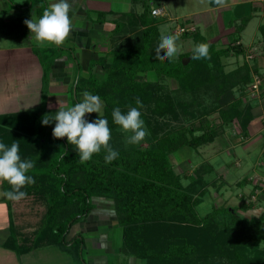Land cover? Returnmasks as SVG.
I'll return each mask as SVG.
<instances>
[{"label": "trees", "instance_id": "trees-1", "mask_svg": "<svg viewBox=\"0 0 264 264\" xmlns=\"http://www.w3.org/2000/svg\"><path fill=\"white\" fill-rule=\"evenodd\" d=\"M133 2L143 4L144 10L139 20L133 23V19L137 18L134 11L122 12L116 15L115 20L117 33L130 31L133 34L105 58L92 63L93 66L96 62L105 65L108 58H112L111 64L105 67L104 77L99 78L91 69L85 82L81 84L82 76L78 75L72 88L75 87L74 105L82 101L85 91L98 95L105 102L103 113L86 114L85 118L91 122L99 115L108 121L111 130L109 143L118 151L117 159L105 163L107 153L102 148L99 153L93 154L91 160L81 163L75 145L69 144L67 137H53L55 121L42 124L46 115L52 120L57 109L43 108L1 116L0 142L9 147L14 141L17 142L21 159L35 162L27 173L34 177L35 183L26 185L22 191L27 195L35 194L41 202L47 201L45 214L32 237L13 220L10 234L3 245L18 255L46 246H60L81 254L85 238L81 233H73L72 229L74 224L89 217L96 207L93 199L100 197L113 201L122 229L120 252L135 256L145 264H185L186 261L194 264L200 256L224 259L225 264H264V248L260 247V241L264 242V212L252 217L240 215L238 211L241 209L256 208L250 202L240 207H216L207 216H200L196 209L199 200L183 186L181 176L171 163L172 153L185 146L198 149L212 142L219 129H206L198 134L197 121H193L190 125L182 124L157 135L149 147L128 149L125 139L119 138L120 126L112 119V111L116 107L122 113H127L130 107H138L137 98L142 101L143 107L152 103L154 82L146 79L144 74L155 71L159 79H176L186 92H194L206 82L213 84L221 80L217 83L221 90L217 96L225 97L226 101L216 108L219 116L223 122L240 119L246 126L244 116L251 107L248 105L249 109H243L242 96L246 95L247 86L252 85L254 72L248 63L237 70L227 71L223 60L224 57L244 54L245 47L232 41L227 47L217 48L199 36V43L209 45L210 59L193 60L191 50L177 60H157L154 50L161 34L157 24L148 17L152 15L153 0ZM127 19L132 23H128L129 26L124 24ZM145 24L147 26L141 29ZM262 32L264 37V29ZM59 49L61 51L59 46L47 49L53 53V57L47 59L42 58L41 50L36 48L45 65L46 83L52 63L60 54H56ZM161 55H164L163 50ZM187 57L190 60L185 64L183 59ZM243 70L241 75L239 72ZM255 74L263 77L259 71ZM236 75L240 76V81L236 86L230 84L232 89H228ZM234 88L240 91V95L235 94ZM175 106L174 98L168 97L158 104L156 112L159 116H165ZM2 187L4 191L10 190L6 181L2 182ZM218 215L230 216V227L226 231L216 224ZM190 226L204 229V237L187 235ZM252 230L256 233L254 240L247 233ZM224 232L231 235L225 238ZM83 262L89 264L85 259Z\"/></svg>", "mask_w": 264, "mask_h": 264}, {"label": "crops", "instance_id": "crops-1", "mask_svg": "<svg viewBox=\"0 0 264 264\" xmlns=\"http://www.w3.org/2000/svg\"><path fill=\"white\" fill-rule=\"evenodd\" d=\"M28 1L0 0V120L1 116L33 111L40 109L41 106H47L48 109L67 107L69 105V93L67 92L73 88L77 76L83 74L87 77L92 69L99 78L104 77L105 67L111 64L112 58H108L105 65L96 62L93 66V61L105 58L111 50L121 46L124 40L133 34L130 31L117 33L116 15L134 11L137 17L133 19L135 23L144 10L142 2L135 4L133 0H75L69 13L72 31L65 42L59 46L62 52L52 63L46 83L45 65L36 48L54 49L57 45L47 44V42L43 46L37 44L24 21L31 17L39 18L41 13L56 0H41V2L31 0L30 4ZM157 2L160 3L157 4ZM153 6L163 10L161 15L148 16L157 24L160 34L168 35V29H165L167 26L172 29L168 32L179 37L177 45L180 51L172 57L173 59L177 60L193 50V47L199 43V36H203L217 48L227 47L232 41L243 44L245 53L241 55L242 58L246 57L248 51L259 50V53L256 51L255 55L253 53L254 58L250 62H256L253 68L264 70V49L259 48L262 47L260 39L264 40L262 32L264 29V0H227L223 7H218L209 0H153ZM19 22L20 27L16 25ZM128 23H131L129 19L124 22L129 26ZM14 26L18 29H13ZM146 26V24L142 25L141 29ZM180 27L194 28V30L179 33ZM252 31H256L254 38L257 40L246 43ZM258 32L261 33L260 37H258ZM65 51L69 53L64 54ZM234 56L229 58H236ZM146 74L149 80L157 78L155 71ZM178 151L173 154L178 155L177 153L182 152ZM3 192L2 182H0V217H3L0 224L4 225L5 231L0 242V264H11L9 257H12L13 264H34L32 261L37 257L49 259L51 256H56L57 259H61L66 254L71 255L68 254L70 253L68 250L60 246L41 247L21 255L5 248L3 244L10 234V231L7 234L6 230L10 229L12 221L14 220L15 224L25 232L33 228L31 222L34 216L24 211L29 208L33 209L29 201L26 199L19 202L5 200ZM95 208L93 210H97ZM89 217L82 220L84 222L81 221V224L77 223L79 225L72 232L81 233L82 227L85 228L89 223ZM111 218L109 222H99L94 219V223L100 225V228L98 227L96 231L89 228L86 230H89V233H98L94 237H89L88 241L99 245V249L106 252L90 255L88 263L126 264L124 261L127 259L128 264H131V260H134L136 264H142L143 261L137 257L120 252L122 229L118 221H113V217ZM115 218L117 220V217ZM113 226H116V229L117 226L120 227L116 230L121 233L118 241L115 236L117 233L112 231V234L111 230L108 231L109 227Z\"/></svg>", "mask_w": 264, "mask_h": 264}, {"label": "rangeland", "instance_id": "rangeland-1", "mask_svg": "<svg viewBox=\"0 0 264 264\" xmlns=\"http://www.w3.org/2000/svg\"><path fill=\"white\" fill-rule=\"evenodd\" d=\"M159 3L160 2H157V4ZM173 7L175 6L173 5ZM20 12H22V10ZM16 25L20 27V22ZM178 25L179 22L176 26L178 27ZM13 29L18 28L14 26ZM165 29H168V35H172V33L168 32L172 31V29L167 26ZM255 32L256 31H252V33L249 34L246 43H250L256 39L254 38ZM260 34L261 33L258 32V37H260ZM260 41H262V47L259 48L264 49V40L261 38ZM39 50H41L42 58L47 57V59H49L53 57V53L48 51L46 47H39ZM255 51L259 53V50H253L252 52L248 51L245 58H242L241 55L234 56L236 58H223L226 63L225 67L227 71L237 70L241 65L248 63L254 74L257 73V71L262 73L263 80L260 85V90L253 92L251 86H247L246 95L242 96L243 109H249L248 105L251 107L249 112L246 111L244 116L245 121L247 122L246 126H243L240 119L223 122L219 116V111L216 110V108L220 103L226 101L225 97L217 96L219 91H221L218 88L217 83L221 80H217L213 84H208V82H206L207 84L204 83L194 92H186L181 88L180 83L174 78L169 77L159 79L157 77L154 80H149L148 75L144 74L146 79L154 82L152 87L153 96L152 103L150 104L151 106L149 105L148 108L145 105L139 109L148 134L139 144H129L127 142V137L131 135V133H125L121 128L118 130L120 133L119 138H123V140L125 139V147L133 149L149 147L154 143L157 135L174 130L182 124L187 125L186 123L189 124L193 121H197L196 125L199 128L197 131L198 134L206 129H219L216 138L212 142L203 144L198 149L185 146L179 150L182 152L178 151V155L173 153L170 155V160L175 171L181 176V183L184 187H187L189 192L195 198L199 200L196 209L198 214L202 217L207 216L216 207H240L250 202H253L256 205V208L250 210L241 209L238 211L240 215L252 217L259 216L264 212V70L253 68L256 62H250L254 58ZM60 52L62 51L59 49L56 54ZM66 53L69 52L65 51L64 54ZM248 55L250 57L247 58ZM239 73H244V70ZM87 77L82 74L81 84L85 82L84 80L87 79ZM94 77L95 76H93V78ZM239 81L240 76L238 77V75H236L234 79H231L228 89H232L230 84L236 86ZM233 91H235V94L237 93L236 95H240L238 89L236 90L234 88ZM67 93H69V105L65 108L55 109H67L68 107L74 106L75 87L74 89L70 88ZM168 97L174 98L176 106L170 109L167 115L159 116L156 112V107L162 100H166ZM101 101L103 107L100 113H103L105 102L103 100ZM43 108H47V106L40 107V109ZM25 199L29 201L30 206L33 207L32 210L29 208L30 212H28L29 209L24 210L28 214L30 213V216H34V220L31 222V227L33 228H30L28 231L29 234H27L32 237L34 229L40 226V222L42 221L47 208V201H39L35 194L27 195ZM93 200L97 206L95 208L97 210H93V214L89 217V223L85 227L86 229L83 228L84 226L81 229V233L85 238L84 247L80 251L81 254H77L75 250H71L72 252L68 251L70 252L68 254L71 255L66 254L65 256H62L61 259H57L56 256H51L49 259L46 257H37L32 263L85 264L83 259H85L86 262H89L90 255L106 253L103 249H99V245L88 241L89 237H94L95 234L98 235V233H89V230H86L88 228L92 231L98 229L100 225L98 226V224L94 223V219L99 222H109L112 220L111 217H113V221H117L115 218V209L113 201L109 199L95 197ZM1 219H3V217H0V220ZM82 222L80 221L78 223L81 224ZM215 222L219 229L226 231L230 227V216L218 215ZM18 223L20 224L19 220ZM79 224H74L73 229ZM1 225L3 224H0V242L5 233L4 225ZM262 225L264 228V222ZM109 228L108 231L111 230L110 232L113 231L114 233H117L115 236H117L118 241L121 237V233L119 232V234L116 230L120 227L117 226V229L116 226ZM9 231L10 229L6 230V233L8 234ZM186 233H189L187 235L190 236L198 235L200 238H203L205 235L204 229H200V226H190V230ZM247 233L251 236L249 237L251 240L256 238L255 231H247ZM168 234L171 235L170 232H168ZM223 235L227 238L231 234H226V232H224ZM260 247L264 248L263 241H260ZM205 249L206 248L204 247V251ZM9 260V263L13 264L12 257H9ZM125 260L124 263L128 264V260ZM133 261L131 260L130 263L136 264ZM225 263L226 261L224 259L220 260L216 257L200 256L196 258L194 264ZM142 264L145 263L142 262ZM185 264L190 263L189 261H186Z\"/></svg>", "mask_w": 264, "mask_h": 264}, {"label": "clouds", "instance_id": "clouds-1", "mask_svg": "<svg viewBox=\"0 0 264 264\" xmlns=\"http://www.w3.org/2000/svg\"><path fill=\"white\" fill-rule=\"evenodd\" d=\"M75 0H56L49 8L43 11L39 18L26 19L24 24L32 34L35 42L43 46L47 44L62 45L69 37L72 31V22L70 11L73 8ZM210 3L218 7H223L227 0H209ZM178 35L160 36V42L155 48L157 60L170 59L180 51L177 40ZM164 55H161V51ZM191 59H210L209 45L207 43H197L193 47ZM83 99L74 106L67 109H60L56 112L52 120L47 115L42 119L43 125H48L55 121L52 135L60 139L67 137L71 145H75L81 163L92 159L93 154L99 153L101 149L107 153L105 163H111L119 156L118 151L110 145L111 130L108 121L98 118L89 121L85 118L86 114L97 113L102 111L103 103L98 95H93L88 91L83 92ZM138 107H130L127 113H122L119 107L112 111V119L115 124L119 125L125 133H131L127 137L129 144H139L148 134L141 118L139 108L143 107L142 101L137 98ZM20 146L13 142L11 146L0 142V182L6 181L10 185V190L4 191L3 196L10 201L19 202L26 198L27 193L22 191L26 185L35 183L34 177L27 173L34 167L35 162L32 160H22L19 154Z\"/></svg>", "mask_w": 264, "mask_h": 264}, {"label": "built area", "instance_id": "built-area-1", "mask_svg": "<svg viewBox=\"0 0 264 264\" xmlns=\"http://www.w3.org/2000/svg\"><path fill=\"white\" fill-rule=\"evenodd\" d=\"M162 9L159 8V7H153L152 9V15L154 16H158V15H161L162 14ZM189 30H194V28H186V27H180L179 29V33H184L186 31H189ZM262 83V78L256 74H254V77H253V83L251 85V90L253 92H257L260 90V85Z\"/></svg>", "mask_w": 264, "mask_h": 264}, {"label": "water", "instance_id": "water-1", "mask_svg": "<svg viewBox=\"0 0 264 264\" xmlns=\"http://www.w3.org/2000/svg\"><path fill=\"white\" fill-rule=\"evenodd\" d=\"M189 60H190V57H187V58L183 59V62L186 64V63H188Z\"/></svg>", "mask_w": 264, "mask_h": 264}]
</instances>
